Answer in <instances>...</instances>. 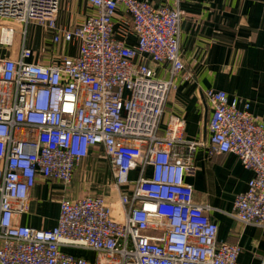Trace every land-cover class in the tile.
<instances>
[{"label":"built area","instance_id":"obj_1","mask_svg":"<svg viewBox=\"0 0 264 264\" xmlns=\"http://www.w3.org/2000/svg\"><path fill=\"white\" fill-rule=\"evenodd\" d=\"M87 1L90 15L65 28L61 0H0V48L19 40L17 51L0 53V264H239L241 247L218 240L210 207L185 181L205 142L185 137L182 117L164 118L171 91L192 78L180 48L181 0ZM31 26L50 51L28 45ZM64 44L77 54L59 53ZM164 63L167 79L153 66ZM204 95L210 153H233L254 172L232 215L264 227V121L248 100L214 88ZM98 149L110 165L108 194L62 197L52 229L19 224L39 177L68 190Z\"/></svg>","mask_w":264,"mask_h":264},{"label":"crops","instance_id":"obj_2","mask_svg":"<svg viewBox=\"0 0 264 264\" xmlns=\"http://www.w3.org/2000/svg\"><path fill=\"white\" fill-rule=\"evenodd\" d=\"M150 1L156 5L174 2ZM180 7L185 13L180 48L186 72L192 78L179 80L178 88L171 91L164 118L182 117L185 137L205 142L195 152V173L186 176L185 181L193 186L195 202L210 207V217L219 226L218 240L241 247L239 264H259L264 256V227L245 225L232 215L237 196L247 191L254 172L245 168L233 153H210L207 141L212 107L204 91L224 90L231 97L248 100L254 116L264 121V0H181ZM90 13L87 0H61L59 24L71 28ZM115 22L121 26L118 18ZM37 28V36L28 39V45L38 55L43 48L50 51L51 44L44 31ZM127 44H136V38L130 36ZM76 50V44H64L58 51L74 56ZM153 66L158 77H169L168 63ZM102 152V149L91 151L78 165L68 190L61 183L39 177L30 192L28 212L19 217V224L52 229L58 221L62 197L77 199L88 193L108 194L106 185L112 177ZM136 174L133 173V178ZM69 251L91 260L95 257V253L86 249Z\"/></svg>","mask_w":264,"mask_h":264},{"label":"rangeland","instance_id":"obj_3","mask_svg":"<svg viewBox=\"0 0 264 264\" xmlns=\"http://www.w3.org/2000/svg\"><path fill=\"white\" fill-rule=\"evenodd\" d=\"M38 30V28L36 27V26H31L30 27V31H29V37H28V39H32L33 38V36H34V34H35V36H37V33L35 32V31H37ZM41 31V30H40ZM42 33V32H41ZM18 48H19V40L17 39L16 41H15V43H14V45L12 46V47H9V49H7V48H4V49H2V48H0V53L1 54H5V53H10V52H14V51H17L18 50ZM7 49V50H6ZM36 52H38V51H36ZM61 54H64V51L61 53ZM116 197V196H115ZM117 205H119V203H118V200H117V197H116V200L114 201ZM113 202V203H114Z\"/></svg>","mask_w":264,"mask_h":264}]
</instances>
